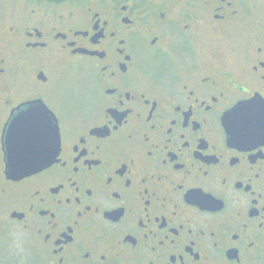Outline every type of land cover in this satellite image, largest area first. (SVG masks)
<instances>
[{"label": "flooded vegetation", "instance_id": "flooded-vegetation-1", "mask_svg": "<svg viewBox=\"0 0 264 264\" xmlns=\"http://www.w3.org/2000/svg\"><path fill=\"white\" fill-rule=\"evenodd\" d=\"M0 264H264V0H0Z\"/></svg>", "mask_w": 264, "mask_h": 264}, {"label": "water", "instance_id": "water-1", "mask_svg": "<svg viewBox=\"0 0 264 264\" xmlns=\"http://www.w3.org/2000/svg\"><path fill=\"white\" fill-rule=\"evenodd\" d=\"M58 146V132L55 134L53 131L48 143L41 147V124L37 108L29 106L20 109L5 133L8 175L24 177L45 168L53 162V151Z\"/></svg>", "mask_w": 264, "mask_h": 264}, {"label": "snow or ice", "instance_id": "snow-or-ice-1", "mask_svg": "<svg viewBox=\"0 0 264 264\" xmlns=\"http://www.w3.org/2000/svg\"><path fill=\"white\" fill-rule=\"evenodd\" d=\"M37 111L38 119L41 124V147H43L48 143L51 133L54 131L56 134L57 118L44 107H42V109L38 108Z\"/></svg>", "mask_w": 264, "mask_h": 264}]
</instances>
